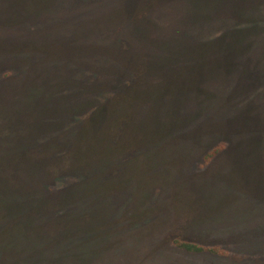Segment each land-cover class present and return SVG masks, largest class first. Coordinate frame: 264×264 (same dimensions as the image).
Wrapping results in <instances>:
<instances>
[{
    "label": "rangeland",
    "instance_id": "obj_1",
    "mask_svg": "<svg viewBox=\"0 0 264 264\" xmlns=\"http://www.w3.org/2000/svg\"><path fill=\"white\" fill-rule=\"evenodd\" d=\"M41 182L75 200L29 229L0 212V260L264 264V0H0V188Z\"/></svg>",
    "mask_w": 264,
    "mask_h": 264
},
{
    "label": "trees",
    "instance_id": "obj_2",
    "mask_svg": "<svg viewBox=\"0 0 264 264\" xmlns=\"http://www.w3.org/2000/svg\"><path fill=\"white\" fill-rule=\"evenodd\" d=\"M99 55L107 58L109 60L108 62H119L122 66L127 64V67L133 68L132 59H134V57L130 53L121 52L118 49H111L109 51L99 52ZM103 71L105 72V75H109L111 73V75H109L111 76V79H114L115 77H119L121 79V76L124 73L122 68H117L112 72L110 68L106 67ZM96 85L98 90H105L104 88H100L98 83H96ZM226 147L227 145L225 143H221L211 149L204 158L206 167L210 166L226 150ZM26 150H28L29 154V149L27 148ZM26 161L28 164L27 167L29 168V174L31 175V173L34 172V174L38 176L36 172L39 170H41V172L44 171L45 166L48 164V161H50V157L47 159H36V157H33L27 158ZM29 163H31V165ZM22 164L23 163L14 165V171L17 174V177L20 176L18 169ZM43 186L44 185L41 182L37 189H34V187H28L26 190L12 191L2 185L0 188V202L5 205V208H3L0 212L6 215L7 219H10L7 220L10 223L21 225L26 229H29L30 227L36 226L37 221L46 216L44 212H46L48 208L59 207L62 205V203L65 205L71 204L70 202L75 200V190L73 191L66 189L59 191L54 189V187H50L48 191H42L41 187ZM77 193L80 194L79 190H77ZM173 244L176 249L188 254L200 255L207 253L221 257H227L230 255L229 251L219 246H206L203 244L183 240H175ZM30 246L31 245L27 243L26 247L20 251H16L17 253L12 252L15 251L13 248H10L9 250L11 251L9 252L4 251L1 255L0 264H34L37 262L40 264H51V257L46 255H39L37 258H35L36 251L33 252L30 249ZM13 255H18L17 260L14 262L10 261L6 257Z\"/></svg>",
    "mask_w": 264,
    "mask_h": 264
}]
</instances>
